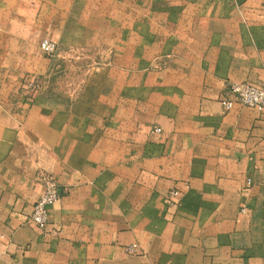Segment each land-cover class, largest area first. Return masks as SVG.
I'll list each match as a JSON object with an SVG mask.
<instances>
[{
  "label": "crops",
  "instance_id": "0c3cea01",
  "mask_svg": "<svg viewBox=\"0 0 264 264\" xmlns=\"http://www.w3.org/2000/svg\"><path fill=\"white\" fill-rule=\"evenodd\" d=\"M72 20L167 57L26 99L58 66L39 41ZM230 80L264 84V0H0V264H264V111L223 109ZM43 174L57 235L28 219Z\"/></svg>",
  "mask_w": 264,
  "mask_h": 264
},
{
  "label": "rangeland",
  "instance_id": "374dc122",
  "mask_svg": "<svg viewBox=\"0 0 264 264\" xmlns=\"http://www.w3.org/2000/svg\"><path fill=\"white\" fill-rule=\"evenodd\" d=\"M129 7L130 5L125 4L124 31L130 32L135 23L131 19ZM70 23L73 25L70 29V35H61L57 38L47 35L42 38L55 41L58 48L52 56L43 53L44 56L51 59V63L58 65L43 80V89L46 88L51 92L60 94H65L68 91L76 92L80 89L85 78H99L101 75H106L105 71H107V76L113 75L116 71L115 68L120 66V63L126 64L131 63L132 60H138L141 69H149L153 67L154 63H162L167 57L162 52H150L147 46H141L140 50L132 51L131 40L133 35L130 33L125 35V44L120 46L121 50L115 51L116 46L115 41H112L113 37L108 36L107 42H100L101 37L99 35L88 34V29L83 26L85 23L87 26L91 24V30L99 33L102 31L99 20H72ZM139 38L146 41L147 35H141ZM100 67H102L101 70H99Z\"/></svg>",
  "mask_w": 264,
  "mask_h": 264
},
{
  "label": "built area",
  "instance_id": "2783aa9c",
  "mask_svg": "<svg viewBox=\"0 0 264 264\" xmlns=\"http://www.w3.org/2000/svg\"><path fill=\"white\" fill-rule=\"evenodd\" d=\"M39 49L42 53L52 56L57 51L55 41L44 38L39 42ZM43 79L38 75H25L20 83V92L28 100H32L39 92L42 91ZM223 109H229L235 104L252 107L259 111H264V84L244 81L230 80L226 84L225 91L219 99ZM160 130V128H155ZM259 168L264 171V160L260 162ZM42 182V191L33 202L28 219L42 233L58 234L59 227L51 226L48 217V208L60 198L59 183L51 175L43 174L40 176ZM249 182V179L247 180ZM179 189L170 187L165 192V200L171 207H176L179 200ZM139 248L138 243H130L125 249L129 253H134Z\"/></svg>",
  "mask_w": 264,
  "mask_h": 264
}]
</instances>
